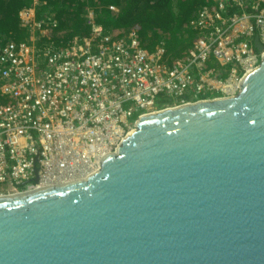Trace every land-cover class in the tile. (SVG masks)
<instances>
[{
  "label": "water",
  "instance_id": "1",
  "mask_svg": "<svg viewBox=\"0 0 264 264\" xmlns=\"http://www.w3.org/2000/svg\"><path fill=\"white\" fill-rule=\"evenodd\" d=\"M134 127L87 178L0 196V264H264V56Z\"/></svg>",
  "mask_w": 264,
  "mask_h": 264
},
{
  "label": "built area",
  "instance_id": "2",
  "mask_svg": "<svg viewBox=\"0 0 264 264\" xmlns=\"http://www.w3.org/2000/svg\"><path fill=\"white\" fill-rule=\"evenodd\" d=\"M38 3L19 13L30 40L0 47V196L87 178L138 118L235 96L264 56V0H209L188 25L198 38L170 65L162 42L105 33L92 11L89 35L57 48Z\"/></svg>",
  "mask_w": 264,
  "mask_h": 264
},
{
  "label": "trees",
  "instance_id": "3",
  "mask_svg": "<svg viewBox=\"0 0 264 264\" xmlns=\"http://www.w3.org/2000/svg\"><path fill=\"white\" fill-rule=\"evenodd\" d=\"M208 3L209 0H39L35 19L43 25L56 21L52 41L61 48L74 37L89 35L90 28L84 22L87 11L91 10L105 33L119 36L136 29L140 38L152 44L162 42L170 65L182 59L192 41L198 38V33L188 25ZM32 4L33 0H0V47L30 40L31 33L21 23L19 13ZM109 6L116 10L111 11ZM174 40L182 43L177 52L172 47ZM168 46L172 49L168 50Z\"/></svg>",
  "mask_w": 264,
  "mask_h": 264
},
{
  "label": "rangeland",
  "instance_id": "4",
  "mask_svg": "<svg viewBox=\"0 0 264 264\" xmlns=\"http://www.w3.org/2000/svg\"><path fill=\"white\" fill-rule=\"evenodd\" d=\"M173 42L174 43H173L172 47L174 48V51L175 52L179 51L181 49L182 43L179 40H174ZM169 49H172V48L168 46V50Z\"/></svg>",
  "mask_w": 264,
  "mask_h": 264
},
{
  "label": "bare ground",
  "instance_id": "5",
  "mask_svg": "<svg viewBox=\"0 0 264 264\" xmlns=\"http://www.w3.org/2000/svg\"><path fill=\"white\" fill-rule=\"evenodd\" d=\"M167 109H171V108H168L167 106H158L157 110L154 113L161 112V111L167 110Z\"/></svg>",
  "mask_w": 264,
  "mask_h": 264
},
{
  "label": "crops",
  "instance_id": "6",
  "mask_svg": "<svg viewBox=\"0 0 264 264\" xmlns=\"http://www.w3.org/2000/svg\"><path fill=\"white\" fill-rule=\"evenodd\" d=\"M88 11H91V10H88ZM93 13V12H92Z\"/></svg>",
  "mask_w": 264,
  "mask_h": 264
}]
</instances>
